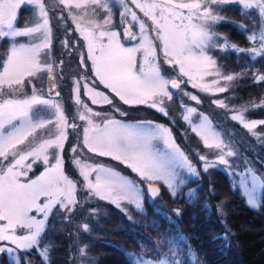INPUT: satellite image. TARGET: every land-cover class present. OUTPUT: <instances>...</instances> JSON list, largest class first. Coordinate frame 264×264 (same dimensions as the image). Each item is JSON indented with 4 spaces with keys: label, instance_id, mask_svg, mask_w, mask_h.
I'll use <instances>...</instances> for the list:
<instances>
[{
    "label": "snow or ice",
    "instance_id": "6c2138e0",
    "mask_svg": "<svg viewBox=\"0 0 264 264\" xmlns=\"http://www.w3.org/2000/svg\"><path fill=\"white\" fill-rule=\"evenodd\" d=\"M58 3L67 9H84L82 14L69 11V15L87 42L88 57L92 61L95 76L105 88L110 89L124 104L147 105L165 116L168 115L164 106L165 98L172 99L169 85L172 89H179L180 81L178 78H166L162 74L156 41H159L164 62L173 67L178 66L179 74L187 77L193 88L204 92H225L228 88L220 85L221 80L230 82L246 74H222L216 59L209 54L210 50L219 48L221 51L230 49L237 54L247 53L253 61L257 57H264V23L261 24L259 33L253 31L247 37L253 45L250 48L239 47L230 43L227 38L220 43V35L215 30V26L224 20L219 15L220 5L237 3L244 10L255 9L264 21V0H131V4L151 20L154 37L149 35V25L129 8L128 0H120L123 6L122 19L130 16L131 22L138 23L139 26L140 42L134 47H125L118 39L119 34L107 29L111 20L107 0H58ZM22 5L33 6L36 15L32 21L18 27V11ZM93 5V13L96 8L103 9L106 18L102 22L88 20L86 24H82L84 16L88 15L87 9ZM213 5L217 7L214 8ZM240 27L244 28L243 25ZM125 35L133 34L125 29ZM17 37H29L32 43H12L0 70V242L7 241L15 246H0V253L11 256L14 252H27L37 248L46 264L48 249L40 248V237L45 231L49 215L57 205L71 213L78 203L75 195L77 181L63 171L62 156L68 129L76 130L78 125L75 122L69 123L62 105L51 98L56 77L46 51L51 48V28L43 0H0V40L9 38L15 41ZM105 37L106 43L102 39ZM138 54L142 58L139 67ZM81 62L83 63V57ZM41 72L49 73V98L39 94L41 90L36 89L35 85H32L31 95H17L22 92L26 78L38 77ZM205 76H213L215 79L211 84H206L203 82ZM253 79L256 83L262 82L264 74L254 73ZM212 85L220 86L213 89ZM80 86V82L76 81L77 115L73 119L86 122L82 130V145L89 152L111 156L126 163L147 181H163L173 196L180 186L177 182L178 169H186L191 175L199 176L197 168L176 145L170 128L150 121L126 124L105 113L93 111L80 99ZM84 87L91 93L89 99L93 104L100 101L112 104L107 95L88 88L87 84ZM59 95L58 91L55 92V96ZM185 95L196 103L200 102L196 95ZM96 97H100V101ZM214 103L219 107H226L223 101ZM251 106L264 107V101L260 104L253 102ZM247 110V107L242 108L231 119L241 123L253 136L260 139V134L254 129L258 124H264V121L245 120L244 112ZM115 111L119 112V109L116 108ZM186 111L191 114L196 109L189 107ZM183 118L191 123L189 115ZM191 130L200 136L205 147L218 150L213 161H209L206 156H199L204 162V172L217 164L231 169L227 157L236 153L211 126L207 117L202 116ZM154 142H162L164 150ZM77 147L71 148L73 154L77 152ZM37 161L46 166L45 170L35 179L22 181L21 177H26L32 164ZM74 164L83 177V187L91 196L109 200L117 207H120L121 200L134 203L138 209L141 207L140 189L133 181L102 164L82 162L76 157ZM92 173L96 174L94 179L91 178ZM243 175L250 176L254 187L264 188V179L256 175L251 167ZM244 188L248 189L247 183ZM148 191L152 196L159 194V189L154 187ZM41 198H44L43 203ZM247 203L252 208L259 207L251 193L248 194ZM33 211L42 218L33 216ZM174 211L177 216L181 214L179 209ZM82 228L88 231L87 224L82 225ZM18 229L23 231L17 234ZM171 245V240L165 245L173 253L171 260L165 253L159 252L161 245H156L155 258H146L134 252L125 255L129 264H181V260L176 258V248ZM79 252L81 256L86 255L85 248H80ZM15 259L19 264L18 257ZM184 264H199L190 248L185 254Z\"/></svg>",
    "mask_w": 264,
    "mask_h": 264
},
{
    "label": "trees",
    "instance_id": "16d2710c",
    "mask_svg": "<svg viewBox=\"0 0 264 264\" xmlns=\"http://www.w3.org/2000/svg\"><path fill=\"white\" fill-rule=\"evenodd\" d=\"M225 11L233 13L241 23H246V27L242 29L234 23L225 22L226 29L223 30L227 34V40L242 48L252 45L251 42L248 43L247 37L249 31L259 24L260 18L255 14L256 11H243L237 3H229ZM216 26L219 27V24ZM8 44H5L0 58L6 55L4 52ZM223 53L217 57V62L225 73L246 74L227 81L228 90L225 92L210 95L192 89L200 101L193 103L222 130L225 139L234 138L235 147L232 150L236 155L230 160L231 166L242 171V159L248 155L250 159L253 157L252 170L264 179V124H258L255 129L260 134V139H257L231 119L235 107L240 110L247 107L248 110L244 112L245 120L264 121V107L251 106L253 102L260 104L264 101V81L256 83L253 79L254 73L264 74V57H257L253 61L247 53L237 54L230 49ZM161 69L164 74L171 73L165 64ZM188 88L191 89L189 86ZM215 100L223 101L227 107H219L214 103ZM170 109L171 113L177 112L179 106L176 101L174 107L171 103ZM142 117L144 118V114ZM156 117L157 121L160 119L164 120L163 123H171L164 116L162 119V115H155V120ZM179 121L171 129L176 135V141L191 154L192 161L199 170V177L187 180L186 186L181 187L175 196L160 184L158 198L153 201L143 191V210L129 204L125 213L110 202H102L103 212L88 221V231L76 232L71 225L72 218L68 217L66 220L64 213L59 211L57 215L62 218L55 217L47 222L40 237V244L48 249L46 264H129L125 253L134 252L154 257L156 245H161L159 252L165 253L171 260L173 253L165 246L169 240L172 241L171 246L176 248V258L181 260V264H184L189 248L195 253L199 264H264V188H261L257 201L259 207L252 208L241 191L235 173L220 167H211L208 172H204L192 149L193 145L201 146L195 140L198 136L188 125L182 126ZM180 128L187 138L189 133L194 144L188 145L187 140L180 135ZM116 165L129 171L127 167L118 163ZM131 176L139 180L132 173ZM188 189L193 190L190 195L187 194ZM81 195L82 192L79 198ZM176 209L180 210L179 216L174 211ZM80 248L86 249L83 259L77 258ZM20 254L26 258L23 264L27 259L34 264H45L35 248ZM0 258L4 263L6 257L3 253Z\"/></svg>",
    "mask_w": 264,
    "mask_h": 264
},
{
    "label": "rangeland",
    "instance_id": "374dc122",
    "mask_svg": "<svg viewBox=\"0 0 264 264\" xmlns=\"http://www.w3.org/2000/svg\"><path fill=\"white\" fill-rule=\"evenodd\" d=\"M46 10L48 12V18H49V23H50V28H51V48L50 50H46L48 54V62H50L53 66L54 70V75L56 77L55 79V85H56V90L60 93L59 96H52L51 98L55 99L58 101L61 105L62 108L65 112V115L69 118V123L75 122L78 127L76 130H73L71 128L68 129V136L67 140L64 144L63 148V171L65 172L66 175H68L71 179L77 181V191L75 193L76 199L78 201L77 205L75 206V209L69 213L67 210H62L60 209V206L57 205L56 208L52 210V213L48 217V221L50 222L51 219H55V217H58L61 219L62 217H59L57 214L60 212L64 213L66 220H68V217H71V225L72 228L75 229L76 232L83 230L82 225L87 224L89 220L95 219L98 215H100L103 212V206L101 205L102 202H110L109 200H102L98 196H91L86 188L83 187V177L79 174L78 168L74 164V157L79 158L82 160V162H87L90 164H102L106 168H111L115 172H118L121 176L127 178L128 180L133 181L137 187L140 189V195H141V200H140V205L141 207L139 209L143 210V201H142V196H143V191H145L151 201L155 200L158 198V195L152 196L151 193L148 191L149 188H158V184H160L164 189H166L167 192H170V190L167 188V186L163 183V181H147L143 178H141L138 173L134 172L132 168L128 167L126 163H122L119 160L113 159L111 156H99L96 153L89 152L86 148L83 147L82 145V130L83 127L86 126V122L84 121H79L76 119L74 121V117L77 115L76 109L77 105L75 103V86H76V81L80 82V99L86 103L90 108L93 109V111H99L102 113H105L109 117H113L117 120L122 121L123 123L126 124H140L144 122H152L153 124H159L163 125L165 127H168L171 129V126H173L177 121L183 126L188 125L189 129H192L193 125H196L200 122L201 117H207L199 108L194 106V103L196 101H192L188 95H185V93H189L191 95H198L196 92H194L192 89L206 93V94H217L219 92H204L201 91L199 88H193L192 84L188 82V78L181 76L179 74L178 66L173 67L168 65L167 63L164 62V57L163 53L159 48V41H156L157 44V57L160 62V65H164L167 67L171 73L164 74L166 78H178L180 81V88L179 89H172L171 86L169 85V91L172 93V99L167 100L165 98V108L166 111L168 112V115L165 116L161 112L157 111L155 108H150L147 105H127L124 104L123 101L119 99L114 93L111 92L110 89L105 88V86L99 81V79L95 76V72L93 70V65L91 59L88 57V49H87V42L83 39L81 36V33L79 30H77L76 23L73 21L71 16L69 15V11L73 12L74 14H82L84 12V9H76L75 7L71 9H67L63 4H59L58 0H43ZM108 6L111 9V20L109 25H107V29L111 31H115L119 34L118 39L121 44H123L125 47H134L138 46L139 44V26L138 23L131 22V17H124L122 19V13H123V6L120 3V0H107ZM226 5H220L219 7L222 9L219 12V15L224 17V20H222L218 26H215L216 32L219 33L220 35V43L223 42L224 38H228L226 32L223 29H226L224 25L226 24L225 22L229 23H234L238 26L243 25L246 27V23H241L234 15L233 13L227 12L226 10ZM240 5V4H239ZM128 6L131 8L133 11L137 13V16L143 20L146 24L149 25V35L154 37L155 33L151 31L152 27V22L149 20L147 17L144 16L143 12L140 11V9L136 8L135 5L131 4V0H128ZM213 7H217L216 5H213ZM92 8H95V6H90L87 11L88 15L84 16L83 20L81 21L82 24H86L88 20H95L97 22H102L104 18H106V13L103 9L96 8L95 13H93ZM241 10L243 11H250V10H255V9H248L244 10L242 8V5H240ZM185 12L187 10H184ZM256 11V10H255ZM255 14H258L257 11ZM36 15V9L31 6V5H22L21 8L18 11V20H17V26L18 27H23L26 23L32 21ZM260 18V17H259ZM20 23V24H19ZM264 23V21L261 20L259 21L258 26H261V24ZM249 25V22H248ZM258 26L252 30L249 31L248 36L252 34L253 31L256 32V29ZM87 27H91V25H87ZM129 30L130 28V33L133 35H125V29ZM221 28V29H220ZM260 27L257 30V33H259ZM60 32V33H59ZM73 34H77L74 36ZM135 37V38H134ZM103 42H107V38H102ZM65 41L67 42L65 44ZM8 44V48L5 49L6 55L8 53V50L11 46L12 43H16L17 45L19 44H30L32 43L31 38L29 37H17L15 41L10 40L9 38H4L3 40H0V55L3 54L2 51L4 49L5 44ZM248 43L250 41L248 40ZM79 45V46H78ZM78 46V48H74ZM239 46V45H238ZM253 45H247L246 48H250ZM240 47V46H239ZM210 55H212L217 62V57L219 55L224 54L223 51H221L219 48L217 49H212L209 52ZM2 57L0 58V70H2V65L4 60L6 59ZM81 57H83V63L81 62ZM42 62H43V54H42ZM137 63L138 67L142 63V58L140 54L137 55ZM164 63V64H163ZM217 66L219 67L220 71L222 74L227 75L230 73H225L223 68L218 64ZM175 69V72L173 71ZM173 71V72H172ZM92 73V74H91ZM47 72H41L38 74V77H29L26 78L24 81V85L22 88L21 93H17V95H31L32 94V85H35L36 89L41 90L39 94L44 95L45 98H49L46 94V77H47ZM215 79L213 76H205L203 82L206 84H211V82ZM87 84L88 88L94 89L95 91L101 92L104 95H107L109 99L112 100V104H106L100 101V97H96L98 102L97 104H93L91 99H89V96L91 93L87 91V89L84 87V85ZM220 85H227V81L221 80ZM220 85H212L213 89L216 87H219ZM191 87V89L188 88ZM199 98V97H198ZM174 101L179 106V109L177 112H172L171 113V103L174 107ZM215 101H221V100H215ZM224 103V102H223ZM225 104V103H224ZM226 105V104H225ZM115 106V107H113ZM195 108L196 111L194 113L189 114L186 109L187 108ZM227 107V106H226ZM118 108L119 112L115 111V109ZM230 108H233V106H230ZM240 109H237L236 107L233 109L231 116L235 114L237 111ZM121 113H124V115H121ZM144 114V118L142 115ZM162 115L165 118L166 121H171V123H163L164 120H158L156 117L155 120V115ZM174 115V116H173ZM185 115H189V121H186L183 117ZM209 121H211L208 118ZM236 121V120H235ZM247 121H255V120H247ZM238 122V121H237ZM239 123V122H238ZM171 124V125H169ZM241 124V123H239ZM211 121V126L218 131L222 138L225 140V143L228 144L231 148L235 147V143L233 142L234 138L227 137L225 139L224 133L222 130L218 127L215 126ZM242 125V124H241ZM243 126V125H242ZM244 127V126H243ZM182 128V127H181ZM180 128V135L187 140L186 142L188 143L189 146H191L193 141L189 137L188 133V138L183 134L182 130ZM246 129V128H245ZM256 129V128H255ZM254 129V131H255ZM248 132L249 130L246 129ZM195 133V132H194ZM171 134L172 137L174 138V141L176 145L179 146L180 150L188 157V159L191 161V163L194 165V162L192 161L191 154L184 149V147L180 144V142L176 141V135L171 129ZM196 134V133H195ZM38 136L40 133L37 134ZM197 135V134H196ZM195 135V136H196ZM198 136V135H197ZM195 138V137H194ZM196 141H199L197 145L201 146H196L193 145L192 149L195 152L196 155V160L200 162L201 169L203 170V161L199 159V156H206L209 161H213L216 159V152L218 150L216 149H209L204 146V143L200 136L198 138H195ZM157 143V146L163 151L164 150V145L162 142H154ZM79 145V147H77ZM72 147H77V152L73 154L71 152ZM253 153H255V150H253ZM233 158L232 157H227V159L230 160ZM243 170L238 171L236 167L231 166V169H227V171L231 173H235L238 177V182L239 186L241 188V191L245 195L246 198H248V194L251 193L254 198L258 201L259 194L261 191V187L259 186H253L251 183V178L246 177L243 175L248 167H253V157L250 159L248 155H245L243 157ZM247 161L246 163L244 161ZM30 162V161H28ZM27 163V162H26ZM54 163V161H53ZM116 163L119 165H122L124 167H127L129 171L137 177L139 180L134 179L131 176V173L125 169H120ZM195 166V165H194ZM45 165L37 161L36 163L32 164V168L30 171L27 172L26 177H21L22 181H27L30 179H35L37 176H39L44 170H45ZM196 167V166H195ZM215 167H220L223 169H226L224 165H219ZM197 168V167H196ZM198 170V168H197ZM179 172V180L177 181L180 186L177 190V192L181 189V187H185L187 182L191 178H196L197 176L191 175L188 173L186 169H178ZM199 172V170H198ZM73 174L74 176H71ZM95 173L91 174V178H95ZM257 175V174H256ZM199 177V176H198ZM142 180V181H140ZM188 180V181H187ZM180 181H183L180 183ZM248 184V189L245 190L244 184ZM193 190L188 189L187 194H191ZM80 192H82V195L79 198ZM44 202V198H41V203ZM110 204L116 206V204L111 203ZM131 204L133 207L138 209L134 203H129L127 200H121L120 201V208L122 211L125 213L128 211V205ZM117 207V206H116ZM77 210V211H76ZM33 216H37V213L33 211L32 213ZM78 217L80 220H78ZM37 218H42L41 216H37ZM53 222V220L51 221ZM70 221L68 222L67 225H69ZM66 226V225H64ZM88 226V225H87ZM23 230L18 229L17 234H20V232ZM0 246H8V247H15L14 245H10L7 241L0 242ZM46 247L45 245L40 244V248ZM47 248V247H46ZM37 252L40 253V250L35 248ZM20 252H14L11 256L8 255L7 253H3V256L5 258V262H2V258H0V264H17V260L15 259L18 257L19 264H23L25 257H23ZM1 255V253H0ZM138 255V254H137ZM141 256H144L143 254H139ZM154 257H146V258H155ZM84 256L80 255V252L77 256L79 259H83ZM145 257V256H144ZM27 264H34L33 261L27 259ZM80 264V263H79Z\"/></svg>",
    "mask_w": 264,
    "mask_h": 264
},
{
    "label": "water",
    "instance_id": "95a60500",
    "mask_svg": "<svg viewBox=\"0 0 264 264\" xmlns=\"http://www.w3.org/2000/svg\"><path fill=\"white\" fill-rule=\"evenodd\" d=\"M53 74H54V71H53ZM48 76H49V73L47 74V77H46V94H47V90H48V88H49V84L51 83L49 80H48ZM54 83H55V81H54ZM55 92H57V90H56V85H55V89H54V91H53V93H52V96H55Z\"/></svg>",
    "mask_w": 264,
    "mask_h": 264
},
{
    "label": "flooded vegetation",
    "instance_id": "af4514ba",
    "mask_svg": "<svg viewBox=\"0 0 264 264\" xmlns=\"http://www.w3.org/2000/svg\"><path fill=\"white\" fill-rule=\"evenodd\" d=\"M128 29V28H127ZM129 31H130V28H129ZM79 46V45H78ZM78 46H76V47H74V48H78ZM7 48H8V46H7Z\"/></svg>",
    "mask_w": 264,
    "mask_h": 264
}]
</instances>
